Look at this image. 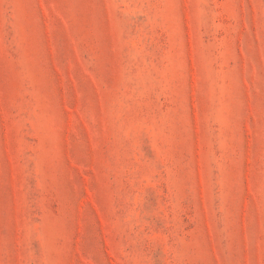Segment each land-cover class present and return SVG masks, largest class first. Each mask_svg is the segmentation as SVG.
<instances>
[{
    "label": "rangeland",
    "instance_id": "obj_1",
    "mask_svg": "<svg viewBox=\"0 0 264 264\" xmlns=\"http://www.w3.org/2000/svg\"><path fill=\"white\" fill-rule=\"evenodd\" d=\"M0 264H264V0H0Z\"/></svg>",
    "mask_w": 264,
    "mask_h": 264
}]
</instances>
